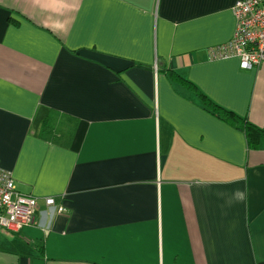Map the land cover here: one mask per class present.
<instances>
[{
    "label": "crops",
    "instance_id": "1",
    "mask_svg": "<svg viewBox=\"0 0 264 264\" xmlns=\"http://www.w3.org/2000/svg\"><path fill=\"white\" fill-rule=\"evenodd\" d=\"M235 2L0 0V165L39 202L0 264H264V139L199 93L264 128V63L210 56Z\"/></svg>",
    "mask_w": 264,
    "mask_h": 264
},
{
    "label": "built area",
    "instance_id": "2",
    "mask_svg": "<svg viewBox=\"0 0 264 264\" xmlns=\"http://www.w3.org/2000/svg\"><path fill=\"white\" fill-rule=\"evenodd\" d=\"M232 11L236 20L233 37L213 47L211 58L237 57L243 68L264 63V0H236ZM44 202L54 213L65 211L53 197ZM38 208V199L19 192L11 172L0 165V229L14 233L33 224Z\"/></svg>",
    "mask_w": 264,
    "mask_h": 264
},
{
    "label": "trees",
    "instance_id": "3",
    "mask_svg": "<svg viewBox=\"0 0 264 264\" xmlns=\"http://www.w3.org/2000/svg\"><path fill=\"white\" fill-rule=\"evenodd\" d=\"M171 73L172 77H177L178 75ZM179 77V76H178ZM181 81L191 84L189 80L179 77ZM200 96L203 101L204 107L214 114L215 116L221 118L222 120L236 126L237 128L243 130L247 136L249 147L251 149H258L259 142L261 139H264V128L258 127L255 124L251 123L247 118L240 116L239 114L224 108L218 103L214 102L211 98L206 96L203 92L199 91Z\"/></svg>",
    "mask_w": 264,
    "mask_h": 264
}]
</instances>
